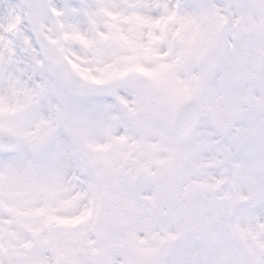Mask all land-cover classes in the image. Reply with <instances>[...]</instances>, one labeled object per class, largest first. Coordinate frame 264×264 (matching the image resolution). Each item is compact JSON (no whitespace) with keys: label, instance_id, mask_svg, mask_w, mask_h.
Wrapping results in <instances>:
<instances>
[{"label":"clouds","instance_id":"9594fccd","mask_svg":"<svg viewBox=\"0 0 264 264\" xmlns=\"http://www.w3.org/2000/svg\"><path fill=\"white\" fill-rule=\"evenodd\" d=\"M42 121L39 154L0 151L33 164L0 178V264H248L264 244V0H0V128Z\"/></svg>","mask_w":264,"mask_h":264},{"label":"snow or ice","instance_id":"6c2138e0","mask_svg":"<svg viewBox=\"0 0 264 264\" xmlns=\"http://www.w3.org/2000/svg\"><path fill=\"white\" fill-rule=\"evenodd\" d=\"M164 8L168 11V7L165 4ZM176 13L170 12L169 18L175 16ZM157 23H159L157 21ZM14 26V25H13ZM138 71L144 72L146 75H151V71L137 67ZM43 130L38 131L37 133L21 134L10 129L5 130L0 128V133L7 131L8 136L12 140L11 143H0V151H15L20 148L27 147L33 154H39L41 149L45 147L52 136L53 129L47 128V121H42ZM58 167V165H57ZM33 171L32 162H24L22 160L16 159L8 162L7 164H0V178L8 176L9 178L17 177L20 174H30ZM50 195H55V192H50ZM12 211V209H9ZM49 220H55L59 224H70L74 221L64 220L57 216H50ZM237 233L241 236L242 239H247V233L244 229L237 227ZM177 236L175 234H169L165 237H160L161 244L165 243L166 240H175ZM264 248V244L258 243L256 248H249L248 251V264H259V261L264 259V255H261L259 249Z\"/></svg>","mask_w":264,"mask_h":264}]
</instances>
